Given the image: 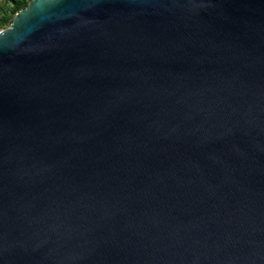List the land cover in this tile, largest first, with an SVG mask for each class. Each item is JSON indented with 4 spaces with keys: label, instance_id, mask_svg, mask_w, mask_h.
<instances>
[{
    "label": "water",
    "instance_id": "water-1",
    "mask_svg": "<svg viewBox=\"0 0 264 264\" xmlns=\"http://www.w3.org/2000/svg\"><path fill=\"white\" fill-rule=\"evenodd\" d=\"M0 264H264V0L20 10Z\"/></svg>",
    "mask_w": 264,
    "mask_h": 264
},
{
    "label": "rangeland",
    "instance_id": "rangeland-1",
    "mask_svg": "<svg viewBox=\"0 0 264 264\" xmlns=\"http://www.w3.org/2000/svg\"><path fill=\"white\" fill-rule=\"evenodd\" d=\"M28 5L32 0H26ZM15 2L14 0H0V31L8 28L12 22L14 17L19 12H15ZM7 22H3L4 19H7Z\"/></svg>",
    "mask_w": 264,
    "mask_h": 264
},
{
    "label": "trees",
    "instance_id": "trees-1",
    "mask_svg": "<svg viewBox=\"0 0 264 264\" xmlns=\"http://www.w3.org/2000/svg\"><path fill=\"white\" fill-rule=\"evenodd\" d=\"M14 2H15V9H14L15 12H18L28 6V2L26 0H14ZM7 20L8 18L4 19L3 22H7Z\"/></svg>",
    "mask_w": 264,
    "mask_h": 264
}]
</instances>
